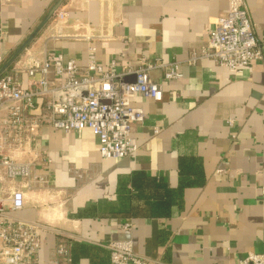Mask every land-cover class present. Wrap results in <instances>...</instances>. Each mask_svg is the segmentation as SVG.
I'll use <instances>...</instances> for the list:
<instances>
[{
    "label": "crops",
    "instance_id": "0c3cea01",
    "mask_svg": "<svg viewBox=\"0 0 264 264\" xmlns=\"http://www.w3.org/2000/svg\"><path fill=\"white\" fill-rule=\"evenodd\" d=\"M57 1L0 0V56L6 60ZM230 1L65 0L67 24L51 19L10 68L58 52L85 67L91 44L98 63L115 62L117 72L144 58L181 63L178 80L151 71L163 86L160 101L133 99L146 114L132 129L136 153L104 159L91 130L43 125L30 178L12 180L0 169L6 212L42 227L37 264H54L63 243L74 264H110L106 246L116 241H131L155 264H238L264 254V0H245L261 60L239 75L211 59L188 63ZM86 34L95 38L72 37ZM21 80L27 87L28 74ZM45 103L30 115L44 114ZM14 190L25 194L18 212L5 202Z\"/></svg>",
    "mask_w": 264,
    "mask_h": 264
},
{
    "label": "built area",
    "instance_id": "2783aa9c",
    "mask_svg": "<svg viewBox=\"0 0 264 264\" xmlns=\"http://www.w3.org/2000/svg\"><path fill=\"white\" fill-rule=\"evenodd\" d=\"M52 19L65 26L69 13L61 6ZM72 37L88 42L95 38L88 34ZM96 51L94 44L89 45L85 67H78L61 52L46 53L42 59L27 60L0 76V169L10 179L30 178L35 161L42 154L37 130L43 125L66 133L91 130L104 159L121 160L138 151L132 129L134 124L145 122L146 114L143 108L133 105V99L140 95L160 101L163 86L151 80V71L163 69L165 81L178 80L182 78L181 63L164 64L144 58L138 68L127 67L117 72L115 62L108 69L100 65ZM262 57L245 0H231L229 12L210 29L206 46L200 54H193L188 63L211 59L239 75ZM4 61L0 56V66ZM23 73L29 77L27 87L21 80ZM62 94L66 95L60 98ZM40 99L46 100L45 113L31 116ZM4 111L5 115H1ZM26 132L30 133L27 138ZM26 156L29 160L23 161ZM5 202L11 211H21L25 194L14 190ZM41 229L36 223L11 216L4 209V200H0V264H37ZM106 248L110 264H155L136 254L131 241L111 242ZM56 256L54 264H74L67 243L57 247ZM238 264H264V254L250 253Z\"/></svg>",
    "mask_w": 264,
    "mask_h": 264
},
{
    "label": "water",
    "instance_id": "95a60500",
    "mask_svg": "<svg viewBox=\"0 0 264 264\" xmlns=\"http://www.w3.org/2000/svg\"><path fill=\"white\" fill-rule=\"evenodd\" d=\"M65 0H58L44 19L36 26V28L29 34V36L14 50V52L3 62L0 66V76L6 73L20 57V55L28 48V46L35 40L38 34L53 18L55 12L62 6ZM74 95V92H70Z\"/></svg>",
    "mask_w": 264,
    "mask_h": 264
}]
</instances>
